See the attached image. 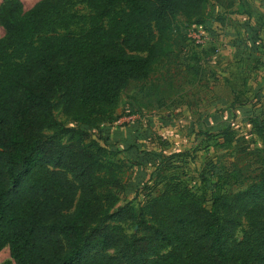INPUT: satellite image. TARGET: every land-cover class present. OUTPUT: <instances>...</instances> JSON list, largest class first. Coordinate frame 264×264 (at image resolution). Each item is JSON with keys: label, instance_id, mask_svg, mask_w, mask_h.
<instances>
[{"label": "trees", "instance_id": "obj_1", "mask_svg": "<svg viewBox=\"0 0 264 264\" xmlns=\"http://www.w3.org/2000/svg\"><path fill=\"white\" fill-rule=\"evenodd\" d=\"M212 1L0 3V252L7 247L16 264H264V162L231 191L212 160L208 195L175 156L147 150L136 134L120 150L107 126L122 118L115 112L131 82L156 96L158 85L145 84L155 66L185 47L193 27L222 20ZM218 134L219 147L237 144L232 127ZM145 166L159 185L138 204L123 202L129 167Z\"/></svg>", "mask_w": 264, "mask_h": 264}, {"label": "rangeland", "instance_id": "obj_2", "mask_svg": "<svg viewBox=\"0 0 264 264\" xmlns=\"http://www.w3.org/2000/svg\"><path fill=\"white\" fill-rule=\"evenodd\" d=\"M36 1L22 0L26 9ZM261 1L219 0L210 4L209 7L214 6L222 20L209 22L206 27H193L185 47L178 48L169 59L155 66L145 84L153 82L158 85L156 96L143 97L144 83L131 82L128 85L115 112L122 118L106 124L111 129L116 147L121 150L130 137L144 135L147 150L161 153L166 158L175 156L180 165L183 164L179 170L185 178L208 195L211 194V185L217 182L216 174L208 171L214 164L212 160H218L214 166H222L225 188L236 191L253 181L264 162V134L252 131L244 112L261 100L264 91L251 93L249 86L241 83L244 78L240 79L239 73L235 75L237 58L234 46H231L234 39L230 37H234L232 33L238 28H244L249 16L252 17L251 24L262 29L264 36V5ZM3 34L0 25V37ZM197 64L203 66L200 75L194 70ZM240 101L246 104L241 106ZM55 114L67 126L73 125L71 118L61 110H56ZM224 124L237 130V144L230 149L218 145L223 140L218 132L222 130L220 125ZM154 169L155 166L129 167L124 176L127 194L122 198L123 202L138 204L146 198L154 182L159 185L162 177L156 174L152 179ZM174 170H161V174H170ZM206 172H209L210 179L213 177L204 185L199 182V176ZM228 174L236 178L228 177ZM127 231L133 232L134 227L127 226ZM0 264H16L7 247L0 252Z\"/></svg>", "mask_w": 264, "mask_h": 264}, {"label": "crops", "instance_id": "obj_3", "mask_svg": "<svg viewBox=\"0 0 264 264\" xmlns=\"http://www.w3.org/2000/svg\"><path fill=\"white\" fill-rule=\"evenodd\" d=\"M215 1L216 0H213L212 4H214ZM261 4L264 5V0L261 1ZM258 8L261 10L263 9V7ZM214 10L215 12H218L217 9L214 8ZM251 19L252 17L249 16L244 28H238L236 32L232 33L234 37H230L231 39H234L231 41V46H234L233 51L236 52L237 58V70L235 71V75L238 76L239 73L241 75L240 79L242 77L244 78V81L241 80V83L247 84L251 93L253 91H257V93L260 91V93H262L264 91V36L262 34V29L258 27L254 28L255 26L251 24ZM228 35L230 36V34ZM225 37L228 36L226 35ZM240 104H242L241 106H244L246 103L240 101ZM236 111L234 114L235 116ZM244 114L247 117V123L250 125L252 131L258 134L264 133V128L260 131L253 124L255 118H259L260 121L264 120V96L257 104H255V106L246 109ZM228 126L229 125L225 124L220 125V129H224ZM230 127L237 132L234 126L230 125Z\"/></svg>", "mask_w": 264, "mask_h": 264}, {"label": "built area", "instance_id": "obj_4", "mask_svg": "<svg viewBox=\"0 0 264 264\" xmlns=\"http://www.w3.org/2000/svg\"><path fill=\"white\" fill-rule=\"evenodd\" d=\"M193 30V29H192ZM217 50H219V49H217Z\"/></svg>", "mask_w": 264, "mask_h": 264}]
</instances>
